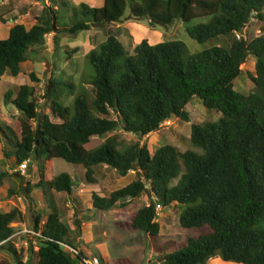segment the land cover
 <instances>
[{
	"label": "trees",
	"instance_id": "obj_1",
	"mask_svg": "<svg viewBox=\"0 0 264 264\" xmlns=\"http://www.w3.org/2000/svg\"><path fill=\"white\" fill-rule=\"evenodd\" d=\"M48 1L33 24L16 23L0 39V79L7 72L19 75L22 65L45 46L48 34L75 35L99 23L105 28L122 20L127 6V0H104L100 7ZM59 9L69 12L68 21L59 22L66 18ZM130 18H146L164 27L180 21L199 44L222 36L232 39L227 46L211 45L194 53L181 40L149 44L144 39L131 54L114 34H107L86 54L94 71L91 99L85 93L76 96L71 113L57 101L64 83L49 80L42 97L50 100L57 121L38 113L33 86L20 85L14 95L7 90L4 103L12 105L20 119L18 130L0 120V141L5 139L12 149L3 155L14 157L16 166L26 160L38 162L34 187L42 189L51 212L41 224L39 213L35 218L32 211L33 231L39 235H32L25 261L11 239V223L21 221V211L13 207L0 212V249L16 264H80L88 258L70 239V228L49 200L48 191L70 194L74 186L66 172L44 178L45 162L62 159L82 165L87 183L95 182L94 169L101 165L121 176L136 172L135 180L108 196L92 193L95 211L125 207L146 195L148 203L131 219L133 231L158 237V208L172 204L183 207L178 216L181 228H208L163 255L161 264H206L215 256L236 264H264V28L250 40L235 37L252 18L264 21V0H130ZM250 56L255 58V74H249L254 87L242 94L234 89V81ZM30 80L37 81L33 73ZM195 97L221 113L216 121L191 124L189 141L199 151L165 144L150 153L139 140L124 145L115 134L100 140L118 128L143 137L171 118L190 122L185 108ZM5 175L0 173V180ZM31 191L26 182L24 192L32 199ZM8 192L14 194L13 189ZM0 264L8 262L1 259Z\"/></svg>",
	"mask_w": 264,
	"mask_h": 264
},
{
	"label": "rangeland",
	"instance_id": "obj_2",
	"mask_svg": "<svg viewBox=\"0 0 264 264\" xmlns=\"http://www.w3.org/2000/svg\"><path fill=\"white\" fill-rule=\"evenodd\" d=\"M67 1V0H66ZM47 3L45 2L46 6ZM43 4L31 0H0V39H5L9 29L16 23L30 26L35 22L43 9ZM59 15L66 16L59 19V22L68 21L69 12L59 9ZM103 26H92L87 35L59 33L48 34L46 44L39 49L35 57L22 65V72L13 77L8 72L0 79V120L8 127L18 130L20 114L12 106L4 103L3 95L10 90L14 95L18 87L23 84L35 88L38 98V113L47 114L52 121H57L51 114L50 100L43 99L51 78H57L64 84L58 88L60 98L58 102L67 106L71 113L74 112L73 102L76 96L85 93L89 99L93 92L89 82L94 71L86 54L96 47L98 43L105 41L107 34H114L131 54L133 48L142 40L149 44H156L170 40L183 41L190 53H194L210 47L211 45L227 46L231 43V37L222 36L214 41L199 44L191 39L185 32V24L177 21L174 24L164 27L157 23H151L148 19L134 20L130 18V0L122 20L113 23L105 28ZM264 21L252 18L245 24L243 32L235 34V37L243 36L250 40L263 32ZM76 49L77 52L73 53ZM255 58L249 57L242 72L234 81V89L242 94L252 91L254 84L250 75L255 74ZM30 73H33L36 80H30ZM190 115V122H184L178 118H171L165 121L156 134L151 136H137L128 134L118 128L115 132L109 133L104 141L112 134L120 138L122 144L139 140L141 145L146 144L150 153L154 149L165 144L176 146L180 151L192 149L189 141L191 124H202L203 122L215 121L221 114L218 111L206 108L199 98H193L186 106ZM112 118H116L114 113ZM34 125V123H33ZM11 151L5 139L0 141V173L6 175L0 180V212L8 211L16 207L22 213L21 221L11 223L14 230H19L22 223L26 229H33L31 204L35 201L34 210L39 213L41 224L51 212L48 201L43 196L42 189L35 188L34 183L38 182V162L33 159L29 163L26 175L22 176L10 172L16 167L14 157L6 158L3 151ZM62 172L70 174L74 178L72 192L57 193L48 191L49 200L57 208L60 220L71 230L70 239L78 248L88 256H97L103 260L102 264H161V257L165 254L176 251L182 247L188 237H196L208 232V228L183 229L179 226L178 216L182 210L179 204H172L166 208H158L157 222L160 224L158 237L152 238L141 231L130 229V222L136 211L148 203L146 195L131 200L125 207L116 205L109 211H95L92 206V193L98 196H108L110 192L120 189L135 180V171L129 172L126 176L119 175L115 170L105 166H97L94 169V183H87L85 169L82 165H74L62 159H49L44 164V178L49 180ZM30 183L31 197L25 194L24 186ZM175 182V181H174ZM173 182V183H174ZM13 189L14 194H9ZM34 199V201H33ZM24 211V214H23ZM80 229V232H79ZM32 234H18L13 242L19 246V254L22 260L27 259L29 242ZM81 238V240L79 239ZM5 259L8 264H16L11 254L0 249V260ZM206 264H236L224 262L218 256L212 257Z\"/></svg>",
	"mask_w": 264,
	"mask_h": 264
},
{
	"label": "built area",
	"instance_id": "obj_3",
	"mask_svg": "<svg viewBox=\"0 0 264 264\" xmlns=\"http://www.w3.org/2000/svg\"><path fill=\"white\" fill-rule=\"evenodd\" d=\"M30 161L26 160L25 162H23L21 165L14 167L10 172L12 173H17L20 174L22 176L26 175V171L27 168L29 166ZM157 216H158V212H157ZM18 234H32V235H39L38 232H34L32 230H28L26 228H22L20 230L15 231V233L13 234V236L11 237V239H13L16 235ZM25 245L28 247L29 246V242H25ZM14 246L16 249H19V246L17 243H14ZM69 250L73 253H77L76 250L69 248ZM80 264H102L101 260L99 259V257L97 256H92V257H88V258H84L82 259V262Z\"/></svg>",
	"mask_w": 264,
	"mask_h": 264
},
{
	"label": "crops",
	"instance_id": "obj_4",
	"mask_svg": "<svg viewBox=\"0 0 264 264\" xmlns=\"http://www.w3.org/2000/svg\"><path fill=\"white\" fill-rule=\"evenodd\" d=\"M46 3H47V5L46 6H49L50 5V2L48 1V0H46L45 1ZM45 2L44 3H40V4H43V6L42 7H44V5H45ZM67 2L69 3V4H79V3H85V4H87V5H89V6H91V7H100V6H102V4H103V2H104V0H67ZM57 7H55L54 6V9H56ZM58 11V10H57ZM90 30H88V31H85V32H83V34L84 35H87L86 33L87 32H89ZM54 34V33H53ZM53 37H55V35L53 36ZM137 45V44H136ZM135 45V46H136ZM188 105H189V103H188ZM185 110L187 111V108H185ZM221 115V114H220ZM220 115L218 116V118L220 117ZM190 116V115H189ZM217 118V119H218ZM216 119V120H217ZM190 120H191V118H190ZM215 120V121H216ZM192 121V120H191ZM203 123H205V122H203ZM156 133H158V132H153V133H151V134H149V135H147V136H151V135H154V134H156ZM157 149V148H156ZM155 150V149H154ZM23 214H24V211H23ZM22 228H26V226H25V224L24 223H22V227L20 228V229H22ZM19 229V230H20ZM17 231V230H16ZM80 240H81V238H79ZM23 261H25V260H23Z\"/></svg>",
	"mask_w": 264,
	"mask_h": 264
},
{
	"label": "water",
	"instance_id": "obj_5",
	"mask_svg": "<svg viewBox=\"0 0 264 264\" xmlns=\"http://www.w3.org/2000/svg\"><path fill=\"white\" fill-rule=\"evenodd\" d=\"M103 25H104V23L92 24V26H100V27L103 26ZM244 26L242 27L241 32H243ZM34 208H35V203L33 202L32 203V211H33L34 217L36 218L37 214H36V211L34 210ZM79 232H80V229H79Z\"/></svg>",
	"mask_w": 264,
	"mask_h": 264
},
{
	"label": "clouds",
	"instance_id": "obj_6",
	"mask_svg": "<svg viewBox=\"0 0 264 264\" xmlns=\"http://www.w3.org/2000/svg\"><path fill=\"white\" fill-rule=\"evenodd\" d=\"M13 240V239H12ZM13 244H14V242H13Z\"/></svg>",
	"mask_w": 264,
	"mask_h": 264
}]
</instances>
